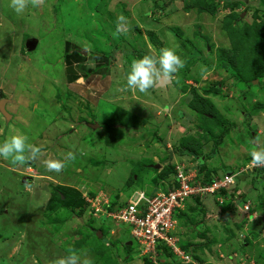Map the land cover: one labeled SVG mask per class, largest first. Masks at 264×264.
<instances>
[{"label": "rangeland", "instance_id": "rangeland-1", "mask_svg": "<svg viewBox=\"0 0 264 264\" xmlns=\"http://www.w3.org/2000/svg\"><path fill=\"white\" fill-rule=\"evenodd\" d=\"M204 1L215 6L213 12L194 8V0H46L42 7L29 5L17 14L10 0H0V98L19 104L7 108L13 120L6 122L0 116V143L23 134L41 149L39 159L23 166L0 157V264H51L67 256L69 249L86 250L93 264H187L167 248L158 255L140 249L127 227L109 220L105 213L107 200L112 206L115 201L126 202L135 190L147 195L165 186L171 177L164 181L157 177L173 162L196 173L199 183L204 171L213 179L227 173L240 177L222 194L189 199L177 211L179 221L172 235L175 246L190 256L188 264H264V182H258L259 172L254 176L260 168H252L250 155L264 148V109L258 110L255 122L246 120L254 105H264V78L249 79V67L239 65L247 81L238 83L237 89L229 73L209 68L211 58L217 60V49H229L232 44L223 18L232 17L226 27L229 33L237 32L239 39L243 32L247 45H253L254 28L264 23V0ZM186 4L191 7L186 9ZM121 16L125 23L116 34ZM150 32L156 40L150 39ZM27 38L39 42L30 55L34 62L26 56L25 50L34 44L31 40L25 44ZM66 41L78 44L79 51L109 54L117 85L129 73L122 54L129 61V56L138 59L137 52L144 50L156 57L160 47V53L170 48L183 60L194 54L195 58L184 60L185 67L173 74L172 87L153 98L150 91L138 94L130 89L135 98L120 99L118 88L113 87L103 99L100 92L92 94L86 105L67 89L62 75ZM202 58L205 64L198 60ZM217 82L220 93L204 95L203 90ZM193 90L209 98L221 126L189 108ZM19 106L25 109L26 121ZM121 109L135 115L125 116L117 130L112 123L109 130L105 120L114 117L121 122ZM117 112L120 115L115 118ZM27 121L31 122L28 127ZM97 122L101 127L88 126ZM192 139L201 144L197 157L206 155L202 172L196 158L176 152L182 140ZM70 151L75 159L67 161ZM131 153L135 155L127 157ZM49 159L63 162V171L49 172L44 164ZM131 175L137 181L131 187L134 190L124 187ZM63 189L79 193L82 204L76 212L82 214L43 215L49 198ZM92 203L98 204L97 213Z\"/></svg>", "mask_w": 264, "mask_h": 264}, {"label": "trees", "instance_id": "trees-1", "mask_svg": "<svg viewBox=\"0 0 264 264\" xmlns=\"http://www.w3.org/2000/svg\"><path fill=\"white\" fill-rule=\"evenodd\" d=\"M192 6L194 8H197L199 11H211V12H213V9L215 7L213 4H206L204 0H194ZM190 7H191L190 5L186 4V9H188ZM231 18L232 17L223 18V22H225L224 28L227 31V34L232 39L231 47L229 49H217V51H216V59L217 60L214 61L213 59H211L209 68H213V69H215V71L223 70V71H226L227 73H229L231 75V77H233V79L235 81V86L237 88L238 83L244 85L247 81L246 78L244 80V78L242 77V72L238 69L239 65H244L246 67H249L248 71H250V73H251L249 79L255 80L257 78H264V63L257 64L258 61H260V60H262L264 62V23H259L258 25H256V26H258L257 28L254 25L255 26V28H254L255 40L253 42L254 44L249 46V45H247V42H246L247 41L246 38H248V37H247V35L245 36L243 32H240V34H242L243 36L241 35L239 37V39H237V35H238L237 32L229 33V31L226 27H227V24L230 22ZM149 37H150V39L154 40L156 38V35H154L153 32H150ZM153 37H154V39H153ZM209 49H212V48L209 47ZM145 55H149V54H145L144 51H139V52H137L136 56L138 58H142ZM109 57L110 56L108 54H106L103 57L105 60H107L106 66H109L108 65ZM194 58H195V54H194V56L189 55L188 57H185L184 60L187 61V60L194 59ZM196 58H199V55ZM198 60L200 62H202L203 64H205L203 62V61H205V59L202 58V59H198ZM248 71H247V73H248ZM70 81H71V77H68L67 82H70ZM220 91H221V85L218 82L214 83L209 88L203 90L204 95H211V96H214V95L217 96L220 93ZM192 92H193V96L191 97V100L189 101L190 102L189 108L191 107V110L192 111L194 110L195 113L199 114L202 119L208 120L210 123L219 124V126H221L220 122L222 121V119L220 121V117H219V115H217L215 113V109H213V106L210 103L209 98L208 97L206 98V96L197 94L195 90H193ZM262 109H264V105H260V104H257L256 106L254 105V107L250 111L247 112L246 120L248 121V123L251 122V120L257 114L258 110H262ZM119 115H120V113L118 114V112H117L115 114V118L118 117ZM130 116H133V115H130ZM209 116H210V118L207 119V117H209ZM113 119H114V117L112 118V120ZM112 120H109L107 122V126L109 129H110L111 124L113 122ZM206 132L207 131H205V133ZM207 135L208 136L212 135L211 131H208ZM181 142L182 143L180 145V149L177 150L176 152H178L180 154L188 153L191 157L196 158L198 160L197 167H198L199 171L202 172V169H203L202 167H204L203 157H205L206 155H202L200 157H197L200 153V147H201L200 142L197 139H192L190 141H183L182 140ZM214 154H215V151H214V149H212L211 155H214ZM165 169H166V171H163L161 173V175L159 177H157V180L164 181L165 179L173 177V175L175 173V165L174 164H171L170 166L167 165ZM200 172H198L199 175L201 174ZM254 172H255L254 176L257 175L256 174L257 172H259V175L261 178H260V180H258V182L260 181L261 183H263L264 182V168L256 169V170H254ZM212 180H213V178L209 177V172L204 171V177H203L202 183H204V184L205 183L206 184L211 183ZM134 182H137L135 179V175H131L130 178L128 179L127 183H125L124 187L127 189L130 188L129 190H134L133 188H131V187H133ZM162 190H165V188ZM216 194L220 195V194H222V192H219ZM147 195L151 196L152 193L148 192ZM195 199L198 200V198H195ZM80 204H82V201L80 200L79 193L73 192L71 194L66 189H63V191H61V193H58L56 191L55 194H53L49 198L47 204L43 208L42 214L46 215V217L53 216V218L57 217V216H63V215H70V216L73 214L74 215H81L82 211L76 212V210L80 207ZM109 204H110V202H108V204H107V209H108L107 211L108 212L122 208L123 205L126 204V202H121L118 204V202L115 201V202H112V204H113L112 206H110ZM108 219L112 220L110 217H108ZM176 219H177V221H179L178 215H176ZM127 229L129 232V228H127ZM182 248L184 250L185 247H182ZM163 250H166V249L164 248Z\"/></svg>", "mask_w": 264, "mask_h": 264}, {"label": "built area", "instance_id": "built-area-1", "mask_svg": "<svg viewBox=\"0 0 264 264\" xmlns=\"http://www.w3.org/2000/svg\"><path fill=\"white\" fill-rule=\"evenodd\" d=\"M242 172V171H241ZM196 173L186 172L183 166L177 165L169 183L159 187L151 196L144 191L133 193L122 208L108 212L107 217L120 222L129 228V235L137 241L141 248L150 255L167 248L182 258L185 263L192 260L186 252L177 248L173 230L177 226L176 211L180 210L189 199L215 195L225 191L234 182V176L223 175L214 178L211 183H199ZM165 190H162L164 189ZM108 204V200L105 201ZM92 209L97 213L98 204L92 203ZM245 207V211H247Z\"/></svg>", "mask_w": 264, "mask_h": 264}, {"label": "clouds", "instance_id": "clouds-1", "mask_svg": "<svg viewBox=\"0 0 264 264\" xmlns=\"http://www.w3.org/2000/svg\"><path fill=\"white\" fill-rule=\"evenodd\" d=\"M45 2L46 0H10L9 6L15 13L21 14L29 5L34 8L42 7L45 5ZM124 23L125 18L122 16L118 17V27L116 34L121 31V26ZM208 49H206L207 53L209 51ZM184 67L185 61L181 58V56L177 55L173 49L163 48L161 49V53L158 57L145 55L142 58L134 59L132 61L126 80L127 88L138 90L140 93H147L160 81L171 79L174 73H177ZM40 155L41 149L30 143L29 138L23 134L12 135L3 143H0V157H2L4 160L10 161L12 165L23 166L25 164L35 162L37 159H39ZM250 155L252 168H264V148L254 149L251 151ZM65 158L67 161H72L75 159V154L70 151L66 154ZM44 164L49 172L54 171L56 173H60L65 167V164L59 160L49 159L44 161ZM176 166L177 165H175V167ZM224 175L231 174L227 173ZM233 176L234 182L231 186H229L231 188H233L232 186L234 185L236 178H240L239 176L237 177V173H234ZM140 191L143 190L135 192ZM51 264H93V261L88 257L86 250H81L79 253H77V251L69 249V254L67 256L55 259L51 262Z\"/></svg>", "mask_w": 264, "mask_h": 264}, {"label": "crops", "instance_id": "crops-1", "mask_svg": "<svg viewBox=\"0 0 264 264\" xmlns=\"http://www.w3.org/2000/svg\"><path fill=\"white\" fill-rule=\"evenodd\" d=\"M101 4V6H102V8L104 9L105 7H104V5L102 4V3H100ZM155 34V33H154ZM28 39V38H27ZM29 40H31V41H33L34 42V44H33V47H31V49L30 50H25L26 52H28L27 54H26V56L29 58V60H31L32 62H34V60L32 59L33 57H31L30 55H33L34 53H35V51L37 50V48H38V44H39V42L36 40V39H33V38H30ZM78 44H75V43H73V42H70V41H66L65 42V44H64V51H63V61H62V63H63V70H64V73L62 74L63 75V77H64V81H65V84H66V87H67V89L71 92V93H73V94H75V95H77V96H79V97H81L82 98V100H83V102L87 105V103H86V100L88 101V102H90L91 100V96H92V94L94 95V94H96V93H99L100 92V96L102 97V99L107 95V94H109L110 92H111V89L113 88V87H117L118 88V90H119V92H117V93H119L118 95H120L119 97H120V99H121V96H122V98H124L123 96H126L127 95V98H128V100H130L131 99V97L133 98H135V95H132V96H130V94H131V92H130V89H128L127 88V83H126V80H127V75L125 76V80H123V82H120V84H113V82L115 81L114 80V78H113V72H112V70H111V67L110 66H106V64H107V60H105L103 57L106 55L105 53H103V54H90L91 52H89V51H79L75 46H77ZM80 45V44H79ZM142 46H145V44L144 45H142ZM140 48V47H139ZM152 46L151 45H149L148 46V49L150 50V52H152L151 50H152ZM87 49V48H86ZM140 50V49H139ZM145 51V50H144ZM160 47L157 49V52L156 53H158V54H156V57H158L159 55H160ZM88 54V55H86V53ZM145 54H149L150 55V53L149 52H147V53H145ZM109 55V54H108ZM125 55V54H124ZM123 54H122V57L124 58V60H123V67L125 66H128V71H130V65H131V63H132V61H133V59H132V57L131 56H129V58L128 59H131V61H129V60H127V56H124ZM110 56V55H109ZM109 61V60H108ZM45 73L47 72V71H45V70H43ZM49 75H50V73H48ZM68 77H71V81L70 82H67L68 81ZM173 78H174V75H172V78H171V84H169L168 86L167 85H165V86H162V87H154V88H152V89H150L149 91L151 92V93H149V96H151V98H153V96L154 95H156L158 92H160L162 89H164V90H167V88H171L172 87V85H173ZM101 82H102V85H101ZM76 83H78L77 84V87H79V86H81V84H83V83H85V84H87L86 86H84V87H80V89L78 90L77 89V87H76ZM88 88V89H87ZM184 88H185V86H184ZM113 93H115V92H113ZM133 93H134V91H133ZM135 94V93H134ZM138 94H140V92L138 93ZM137 94V95H138ZM129 97H130V99H129ZM100 98V97H99ZM126 98V99H127ZM1 99H3V98H0V100ZM4 99H7V98H4ZM119 99V98H118ZM164 99H166V98H164ZM8 100V103L5 105V109H6V111L11 115V118H10V120H13L14 119V115L11 113V112H9L8 111V109L7 108H10L11 107V105L13 104V107L14 108H16V105L18 104L17 102V104L16 103H14L12 100H9V99H7ZM100 99H97L96 100V105L98 104V101H99ZM136 101V100H135ZM137 101H141V99H138L137 98ZM67 103V102H66ZM81 104V103H80ZM128 104H129V102H128ZM19 105V104H18ZM20 107V109H19V111H20V113H21V110H22V118L25 120V119H27L26 118V116H27V114H25L26 112H25V109H24V107L23 106H19ZM33 107H34V104L32 105V107H31V109H30V112H32L33 110ZM61 109L63 108V109H66L67 110V107H64L63 105L62 106H59ZM145 107H149L148 105H146ZM35 108V107H34ZM152 108V107H151ZM152 109H154V108H152ZM32 110V111H31ZM77 110H79V108L77 107ZM120 111H123V115H122V120H121V122H115V120L113 119L112 121H114V122H112L113 123V128H115L116 127V125H123V118L125 117V116H130V115H135V114H133V113H131L130 111L128 112V111H126V110H124V109H121ZM0 116L2 117V118H4L1 114H0ZM255 118H257L256 116H254V118L251 120V123L252 122H255L254 120H255ZM111 119V118H110ZM4 121H6L5 120V118L3 119ZM9 120V121H10ZM107 120H109V119H107ZM107 120H105V124L107 125ZM9 121H6V122H9ZM26 121V120H25ZM64 121H67L68 122V120H65V118H64ZM31 122H28L27 121V127H28V125L30 124ZM98 123V125H99V127H101V124H99L100 122H97ZM94 124V123H93ZM88 126H89V124H88ZM111 126H112V124H111ZM26 127V128H27ZM73 127H70L69 128V130H71ZM133 128H135V129H138L139 127H136V126H134ZM109 129V128H108ZM111 129V128H110ZM109 129V130H110ZM132 129V128H131ZM131 129H129L128 128V130L129 131H131ZM140 129V128H139ZM143 129H145L144 127H143ZM73 130H74V128H73ZM72 130V131H73ZM115 130H117L116 128H115ZM158 131H157V129H156V134H158L157 133ZM72 133H75V132H72ZM155 133V132H154ZM121 134V133H120ZM122 135V134H121ZM154 135V134H153ZM122 137H124V136H122ZM125 137H128V136H126L125 135ZM124 137V138H125ZM147 138H148V136H147ZM147 138H146V136H145V140H144V142L145 143H147ZM143 141V140H142ZM149 141H150V137H149ZM143 145V143L142 144H140V146H142ZM155 145V144H154ZM119 148H120V150H121V147L119 146ZM140 151H141V148H140ZM188 154V153H187ZM125 155V154H124ZM131 155H135V154H133V153H131V154H128L127 155V157L128 156H131ZM180 156H184V155H186L185 153H183V154H179ZM146 156H147V154L145 153V155L143 156V159H146ZM190 156V155H189ZM168 158H170V157H168ZM174 158V157H173ZM126 159V158H125ZM131 159V158H130ZM175 159V158H174ZM173 160V159H172ZM153 162V161H152ZM142 165V163H138V165ZM153 164L154 163H152V165L151 166H153ZM170 164H174V165H179V163H177V162H173V163H170ZM145 166L146 167H150V165H147V164H145ZM154 166H156V165H154ZM159 166V165H158ZM144 167V166H143ZM246 179V178H245ZM29 180V179H28ZM135 191H139V190H135ZM135 191H133L132 193H134ZM155 192V191H154ZM245 192H248V191H245ZM153 193V192H152ZM128 228V227H127Z\"/></svg>", "mask_w": 264, "mask_h": 264}, {"label": "water", "instance_id": "water-1", "mask_svg": "<svg viewBox=\"0 0 264 264\" xmlns=\"http://www.w3.org/2000/svg\"><path fill=\"white\" fill-rule=\"evenodd\" d=\"M169 84H171V79L162 80L156 85V87H162V86L169 85ZM7 103H8L7 99H1L0 100V114L5 118L6 121H9L11 118V115L5 109V105ZM89 126L92 129H96L99 127V125L97 123L96 124H89Z\"/></svg>", "mask_w": 264, "mask_h": 264}, {"label": "flooded vegetation", "instance_id": "flooded-vegetation-1", "mask_svg": "<svg viewBox=\"0 0 264 264\" xmlns=\"http://www.w3.org/2000/svg\"><path fill=\"white\" fill-rule=\"evenodd\" d=\"M29 39H30V38L27 39V41L25 42V44H26V43H31ZM24 49H26V48L24 47ZM30 49H31V47H28L26 50H30ZM3 99H4V97H3Z\"/></svg>", "mask_w": 264, "mask_h": 264}]
</instances>
